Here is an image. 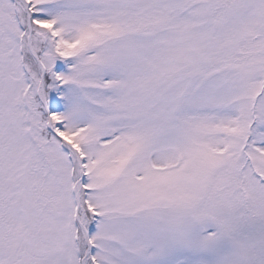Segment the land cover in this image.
I'll use <instances>...</instances> for the list:
<instances>
[{
  "label": "snow or ice",
  "instance_id": "snow-or-ice-1",
  "mask_svg": "<svg viewBox=\"0 0 264 264\" xmlns=\"http://www.w3.org/2000/svg\"><path fill=\"white\" fill-rule=\"evenodd\" d=\"M0 264H264V0H0Z\"/></svg>",
  "mask_w": 264,
  "mask_h": 264
}]
</instances>
